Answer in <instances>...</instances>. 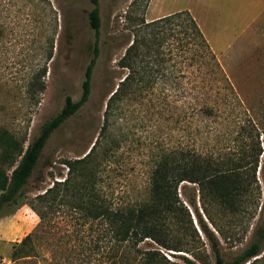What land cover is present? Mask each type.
Masks as SVG:
<instances>
[{"label": "rangeland", "instance_id": "374dc122", "mask_svg": "<svg viewBox=\"0 0 264 264\" xmlns=\"http://www.w3.org/2000/svg\"><path fill=\"white\" fill-rule=\"evenodd\" d=\"M192 2L99 0L101 26L96 33L88 16L93 8L90 0H0V129L26 139L25 147L39 135L44 123L61 111L66 97L73 101L81 98L86 68L96 58L88 101L52 134L18 204L6 205L1 211L0 264H112L106 225L84 221L70 205L74 193L61 191L62 204L46 211L38 229L40 218L33 209L42 207L39 196L68 178V162L83 159L96 143L99 153L91 165L100 164L107 204L125 205L141 198L153 156L161 147L219 153L236 149L238 131L249 123L248 118L261 134L264 160V18L222 66L237 98L231 95L232 103L222 106L217 117L202 119L191 114L189 102L195 96L200 98V93L191 91L190 78L195 73L197 85H202L197 71L200 64L188 67L190 61L176 56L174 50L167 66L168 80L159 79L150 91L130 90L116 102L104 130L108 100L128 74L120 60L136 30L143 21L190 11ZM179 68L181 74L176 72ZM109 150L111 155L104 156ZM257 176L260 208L245 240L225 241L218 235L225 262L239 255L254 240L257 226L264 223V170ZM188 208L195 229L189 231L194 255L145 239L137 247L135 264L149 251L156 253L161 264H187L185 258L215 264L195 210ZM30 233H34L30 247L21 249L19 244Z\"/></svg>", "mask_w": 264, "mask_h": 264}, {"label": "trees", "instance_id": "16d2710c", "mask_svg": "<svg viewBox=\"0 0 264 264\" xmlns=\"http://www.w3.org/2000/svg\"><path fill=\"white\" fill-rule=\"evenodd\" d=\"M90 1L93 5L88 13L90 26L98 33L101 26L99 0ZM173 44H176L174 49L171 48ZM174 50L176 56L190 61L188 67L197 62L200 64L197 71L202 75V85H197L199 76L195 73L190 78L191 91L200 93V98L195 96L189 102L193 116L215 118L222 106L232 103L231 95L237 98L196 19L189 11H180L149 23L143 21L136 30L120 60V66L127 69L128 74L108 100L104 130H107L116 102L130 90L131 93L138 89L150 91L159 79L168 80L166 71ZM95 63L93 57L86 68L81 98L73 101L66 97L61 111L44 123L39 135L26 147V139L0 129V214L4 206L18 204L55 130L88 101ZM181 70L176 72L181 74ZM177 87L181 88L180 83ZM40 88L43 90V85ZM248 122L238 131L240 141L236 149L219 153L188 147H161L153 156L145 193L125 205L107 204L104 200L100 164L91 165L99 153L96 143L83 159L68 162L69 176L64 182L38 197L42 207L33 208L40 218L36 229L44 222L49 210L62 204L61 191L74 193L70 202L72 209L81 214L84 221H102L106 225V234L112 242V264H135L133 257L138 253L137 247L145 239L171 251L194 255L189 247L194 241L189 231H195L188 208L192 207L214 254L215 264H264V223L255 229L254 240L230 262H225L218 238L219 235L225 241L243 242L260 208L261 186L257 174L264 170L263 149L259 142L261 134L251 119L248 118ZM109 152L106 151L104 156L109 157ZM33 235L30 233L21 241V249L30 247ZM155 254L145 253L139 264H161ZM185 261L198 264L188 258Z\"/></svg>", "mask_w": 264, "mask_h": 264}, {"label": "crops", "instance_id": "0c3cea01", "mask_svg": "<svg viewBox=\"0 0 264 264\" xmlns=\"http://www.w3.org/2000/svg\"><path fill=\"white\" fill-rule=\"evenodd\" d=\"M196 19L222 66L264 18V0H192ZM185 11V10H184Z\"/></svg>", "mask_w": 264, "mask_h": 264}]
</instances>
